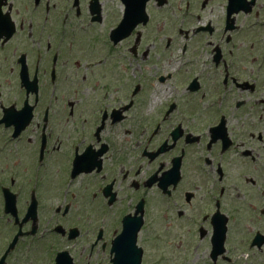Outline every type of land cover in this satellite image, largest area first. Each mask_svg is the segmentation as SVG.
<instances>
[{
	"label": "flooded vegetation",
	"instance_id": "obj_1",
	"mask_svg": "<svg viewBox=\"0 0 264 264\" xmlns=\"http://www.w3.org/2000/svg\"><path fill=\"white\" fill-rule=\"evenodd\" d=\"M82 137L102 161L89 172ZM124 253L264 264V0H0V264Z\"/></svg>",
	"mask_w": 264,
	"mask_h": 264
},
{
	"label": "snow or ice",
	"instance_id": "obj_2",
	"mask_svg": "<svg viewBox=\"0 0 264 264\" xmlns=\"http://www.w3.org/2000/svg\"><path fill=\"white\" fill-rule=\"evenodd\" d=\"M35 3H36V0H35ZM162 28H163V25H161V29ZM81 30L83 31L84 29H81ZM130 30L131 29L129 28L126 31H130ZM185 47H186V45H185ZM76 63H77V65H79V60H77ZM104 64H105V58L104 57H99L95 62H86L84 64V68L86 69V71L81 73L82 79L85 80V81L88 80V72H87V70L99 69ZM102 80H103V76H97V78L91 83V86H86L84 88L83 95H84V97L88 98L90 104H94L96 102L95 93H96L98 88H102L103 87ZM119 91H120V87L118 85L114 86V93L113 94L115 95V93H118ZM100 98L104 99L105 101H108V100L111 99L108 96L107 91L101 92L100 93ZM79 103H81L79 97H75V98L69 100V104H71V105H76V104H79ZM106 110L107 109L105 108V111ZM67 123H68V121H65L66 125H67ZM83 124H87V119L86 118L83 120L82 125ZM45 127H47V122H45ZM81 130H82V126H81ZM48 134L51 135V132H49ZM211 139H215V137L213 136V137H211ZM61 142L62 141H61V139L59 137V134H57V139L55 141V146H56V150L57 151H59V145H60ZM81 144L84 145L83 149H81L79 147V145H81ZM96 147L98 148L99 145H96ZM205 147H207L209 149V151H210L211 150V143H209V141H205ZM74 148H75V152L78 153V155L76 156V159H75L76 172H79V171L89 172V171L92 170V168L95 165H97L99 163H102V161H98L97 160V156L99 155V153L96 152V151H93L92 143L91 142L85 143L83 137L77 142V144L74 146ZM39 159H40L41 165L43 166V162H44L43 150H41V152H40ZM253 159H254V157H253ZM207 162H208L209 165H212L211 156L207 157ZM15 163L17 165H19L21 163V161L17 160V161H15ZM158 167H163V165L160 164V165H158ZM210 170L214 171V169H210ZM123 174L125 176H127V173H123ZM72 175H73V179H74L75 178V174H72ZM101 178H105L103 174L101 175ZM221 178H222V174H221ZM176 180L177 179L172 174L165 173L164 176L160 177L159 186L160 187H165L167 184L171 183L173 185V189H175ZM111 182L114 183L115 182V178H113V180ZM33 191H34V189H33ZM67 191H68V189H66V192ZM69 194L72 196V198H75L76 190L72 189L69 192ZM167 195L171 196L172 192L171 191H167ZM192 195L194 196L195 192H193ZM236 196L239 197V193L238 192L236 193ZM191 203H192V201L189 200V204H191ZM57 210H59V209L57 208ZM180 214L181 215L184 214L182 210L180 211ZM162 218H163V220L165 222L166 230L170 229L172 227V224L168 220L167 215L165 214ZM141 223H142V221H141ZM139 227H140L139 224H134V225L130 226V230H131L134 238H135L136 232L139 231ZM183 243L184 242L182 240L176 239L175 242H174V247L177 248V249H180L183 246ZM141 251H143L142 247H141Z\"/></svg>",
	"mask_w": 264,
	"mask_h": 264
},
{
	"label": "water",
	"instance_id": "obj_3",
	"mask_svg": "<svg viewBox=\"0 0 264 264\" xmlns=\"http://www.w3.org/2000/svg\"><path fill=\"white\" fill-rule=\"evenodd\" d=\"M117 264H125L124 262H118Z\"/></svg>",
	"mask_w": 264,
	"mask_h": 264
},
{
	"label": "rangeland",
	"instance_id": "obj_4",
	"mask_svg": "<svg viewBox=\"0 0 264 264\" xmlns=\"http://www.w3.org/2000/svg\"><path fill=\"white\" fill-rule=\"evenodd\" d=\"M148 260L150 261V259L148 258Z\"/></svg>",
	"mask_w": 264,
	"mask_h": 264
}]
</instances>
